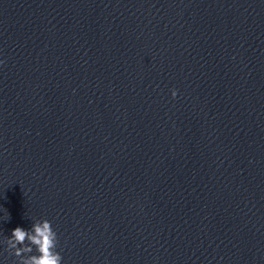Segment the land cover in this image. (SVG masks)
<instances>
[{"label":"water","instance_id":"water-1","mask_svg":"<svg viewBox=\"0 0 264 264\" xmlns=\"http://www.w3.org/2000/svg\"><path fill=\"white\" fill-rule=\"evenodd\" d=\"M0 61V264H264V0H0Z\"/></svg>","mask_w":264,"mask_h":264},{"label":"clouds","instance_id":"clouds-1","mask_svg":"<svg viewBox=\"0 0 264 264\" xmlns=\"http://www.w3.org/2000/svg\"><path fill=\"white\" fill-rule=\"evenodd\" d=\"M172 95L175 97L177 91L174 90ZM7 245L20 258L19 264H62L63 261L57 251L58 235L46 219L38 220L31 229L16 227L7 239Z\"/></svg>","mask_w":264,"mask_h":264}]
</instances>
